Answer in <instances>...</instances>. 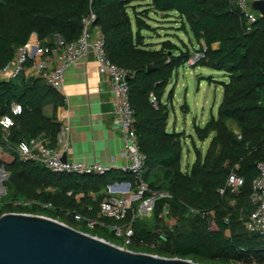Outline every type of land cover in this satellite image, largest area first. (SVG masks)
I'll return each instance as SVG.
<instances>
[{
	"label": "trees",
	"instance_id": "16d2710c",
	"mask_svg": "<svg viewBox=\"0 0 264 264\" xmlns=\"http://www.w3.org/2000/svg\"><path fill=\"white\" fill-rule=\"evenodd\" d=\"M89 8L96 14L107 58L129 76L134 129L145 156L143 179L150 190L169 196L155 200L148 216L133 217V204L123 218L114 219L99 214L105 187L115 180L132 182L131 173L57 174L20 159L14 152L20 142L43 136L54 145L60 126L56 110L64 99L42 78L19 76L0 81V117L9 114L12 103L21 105L6 139L0 130V168L7 173L0 214L45 216L124 249L164 258L264 264V235L243 225L255 208L250 195L258 174L256 163L264 160V16L249 21L237 0H0V68L32 33L40 41L53 34L65 42L77 39L81 18ZM158 14L164 19L174 17L179 23L175 30L189 34V43L197 48L205 46L193 67L227 76L226 82H219L216 114L202 125L193 123L189 142L195 157L187 170L181 166L183 132L166 129L174 93L173 87H167L191 51L182 41L184 48L170 39L153 47L145 32L157 30L149 21ZM207 139L202 153L196 141ZM231 170L243 178L235 193L225 187ZM164 208L167 215L162 214ZM203 214L212 216L215 230H208ZM87 220L95 223L88 226ZM114 225L130 226V243L115 242Z\"/></svg>",
	"mask_w": 264,
	"mask_h": 264
},
{
	"label": "built area",
	"instance_id": "2783aa9c",
	"mask_svg": "<svg viewBox=\"0 0 264 264\" xmlns=\"http://www.w3.org/2000/svg\"><path fill=\"white\" fill-rule=\"evenodd\" d=\"M253 0H237V4L242 12L245 13L249 21H253L257 12L250 8ZM96 14L89 8L81 18V32L77 39L65 42L60 35L53 34L47 42H41L32 33L27 41L18 46L11 61L0 68V81L15 79L30 68L37 77L42 78L45 83L51 86L59 94H63V75L64 71L80 57H85L91 53L97 65V71L104 76L108 89L111 93L112 114L114 115L123 139V152L128 158L129 164L120 168L121 172H129L133 176V181L115 180L105 187V198L100 202L99 214L102 216L121 219L126 211L136 204L133 217L150 215L155 200L168 197L165 191H155L148 188L143 179L145 169V156L139 150L138 139L134 129L133 110L129 103V87L125 80L126 71L114 63L106 56L104 50V39L98 26L95 24ZM205 46H201L190 52L185 64L192 66L204 55ZM37 58V59H36ZM53 63V66H52ZM150 101L156 107V100L150 95ZM21 112L19 103H12L9 114L0 117V130L2 139H6L8 129L13 123L12 116ZM69 140V127L63 121L60 122L59 129L55 135L54 145L50 141L38 136L28 141L20 142L14 152L22 160H32L37 162L53 173L70 175H102L110 171L108 166L102 164H84L76 161L61 160V155L67 150ZM258 174L251 184V202L254 210L243 220L246 230L264 235V160L256 163ZM0 177V197L5 193L2 186L7 173L2 169ZM243 184V178L231 170L225 180V187L235 193ZM220 193L223 189L219 190ZM146 193L149 195L145 196ZM1 203V202H0ZM18 202H13V205ZM43 207L49 206L43 204ZM194 212L193 209H190ZM14 213V212H8ZM5 214V213H2ZM0 214V215H2ZM163 215H167L164 208ZM206 217L208 230H215V222L212 216L203 214ZM76 219L80 217L75 215ZM95 222L87 220V225L92 226ZM166 223L168 221L166 220ZM114 234L123 238L124 244L131 241L132 229L130 226H112Z\"/></svg>",
	"mask_w": 264,
	"mask_h": 264
},
{
	"label": "crops",
	"instance_id": "0c3cea01",
	"mask_svg": "<svg viewBox=\"0 0 264 264\" xmlns=\"http://www.w3.org/2000/svg\"><path fill=\"white\" fill-rule=\"evenodd\" d=\"M158 16L161 15L158 14ZM167 19L163 21L169 22ZM174 21L175 19L172 20V22ZM169 25L168 27L172 31L176 29L175 25ZM154 27L157 28L151 34L154 37L160 36L158 28H160L159 31L163 30V35L169 34L165 30V26H160L159 24L158 27ZM172 36L183 42L177 34H172ZM186 36L189 43L190 38L188 35ZM150 37L148 41L153 44L154 48H157V42L159 41H153ZM47 41L49 39L46 38L41 42ZM189 44L190 51L198 47L196 43L192 42V44ZM21 76L25 78L30 76L37 77L30 68H26V72ZM174 95L175 90L173 99ZM62 96L64 104L56 110V117L69 127V140L65 151L67 161L82 162L84 164L98 163L108 166L110 171L121 172L120 168L127 166L129 160L124 155L122 134L112 114L111 93L108 89L107 81L104 76L98 73L96 62L91 53H88L85 57H80L64 71ZM183 108L188 111L187 107ZM175 129L176 126H173V130ZM191 131L190 135L193 136V130L191 129Z\"/></svg>",
	"mask_w": 264,
	"mask_h": 264
},
{
	"label": "water",
	"instance_id": "95a60500",
	"mask_svg": "<svg viewBox=\"0 0 264 264\" xmlns=\"http://www.w3.org/2000/svg\"><path fill=\"white\" fill-rule=\"evenodd\" d=\"M249 6L264 16V0H253ZM61 160L67 161L65 152ZM0 264L202 263L133 252L45 216L5 213L0 215Z\"/></svg>",
	"mask_w": 264,
	"mask_h": 264
},
{
	"label": "rangeland",
	"instance_id": "374dc122",
	"mask_svg": "<svg viewBox=\"0 0 264 264\" xmlns=\"http://www.w3.org/2000/svg\"><path fill=\"white\" fill-rule=\"evenodd\" d=\"M152 17L154 21H149V23L153 27H158L160 24V26H165V30L169 33L167 35H163V30L159 31L160 28H158L160 36L154 37L151 35L153 33L145 32L146 35L151 36L150 38H152L153 41L160 42L165 39H170L178 46L184 48V46L181 45V41L172 36V34H177L187 47L190 48L187 36L183 32L178 30L172 31L171 28L168 27L169 24L175 25L176 29L179 27V23L175 24V21L172 22V20L175 19L174 17L167 19L169 22L163 21L165 19H162V17L158 15ZM188 36L190 35L188 34ZM221 81H227V76H225L223 72L215 71L204 66L193 67L184 64L174 72L171 81L168 84L167 89L173 87L175 95L172 104L169 105L167 130L172 131L173 126H176V132H183V134H185L182 139L181 166L183 170L188 169L194 158V152L188 137V135L192 133V124L193 122H196L197 124L202 125L210 115L216 114L217 106L221 100V85L219 84ZM183 104L187 105L188 111L184 110L182 107ZM208 141L209 139L205 140L203 143L196 141V146L202 153L205 151ZM1 176L2 175L0 173V177ZM118 237L123 241L121 236H116L115 242L121 245L124 244Z\"/></svg>",
	"mask_w": 264,
	"mask_h": 264
}]
</instances>
